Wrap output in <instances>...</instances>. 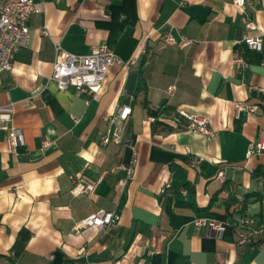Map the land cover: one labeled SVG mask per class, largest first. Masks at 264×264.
I'll use <instances>...</instances> for the list:
<instances>
[{"label": "crops", "instance_id": "crops-1", "mask_svg": "<svg viewBox=\"0 0 264 264\" xmlns=\"http://www.w3.org/2000/svg\"><path fill=\"white\" fill-rule=\"evenodd\" d=\"M35 1L28 44L0 72V113L21 131L8 149L0 129V264H51L55 251L62 264H264V244L236 243L241 212L233 210L246 199L243 214L264 224V153L245 157L264 138V0H245L244 9L232 0ZM165 33L188 41L167 44ZM244 35H260L262 50L238 73L234 48H246ZM103 41L136 64L114 65L88 96L57 90L49 79L55 45L79 55ZM236 102L256 112L236 116ZM122 103L131 106L129 142L102 146ZM180 111L206 117L214 136L189 131ZM74 178L92 191L72 195ZM98 209L119 219L75 233ZM195 218L225 230L218 237Z\"/></svg>", "mask_w": 264, "mask_h": 264}, {"label": "built area", "instance_id": "built-area-1", "mask_svg": "<svg viewBox=\"0 0 264 264\" xmlns=\"http://www.w3.org/2000/svg\"><path fill=\"white\" fill-rule=\"evenodd\" d=\"M233 4L244 9L245 0H232ZM40 5L35 0H0V72L9 71L15 54L23 47H26L29 39L28 20L31 15L39 13ZM242 22L246 27H250L252 22L244 14ZM164 41L167 44H177L187 42L184 35L177 38L169 33L164 34ZM243 42L249 50H262V38L260 35H244ZM137 60L131 58L127 61L120 58L110 48L107 42L103 41L91 47L86 54H73L55 45V60L52 66L49 79L55 84L57 90L63 91L70 87L76 89L80 94L86 96L97 93L105 79L107 72L114 65L131 67ZM233 63L238 73L247 66L243 50L240 46L234 48ZM170 88V87H169ZM257 106L243 102L235 103V115L241 111L256 112ZM131 113L129 104H117L115 109L107 118L108 130L99 137V144H126L129 138L124 133V125ZM180 114L187 121V129L191 132L202 133L214 136V131L208 126V120L204 116H199L184 111ZM9 113H0V129L6 131V145L8 149H13L21 139V131L11 125ZM259 153H264V138L251 141L246 149L245 157L249 158ZM201 158H193L191 164L198 169ZM134 155L130 163L125 167L126 175L119 180V184H125L132 176ZM219 181H223V170L220 169L216 175ZM171 183L166 181L159 189V193H164ZM92 183H84L80 178H74L71 193L74 196L88 194L92 191ZM184 192V191H183ZM119 219V215L113 210L98 209L85 215L78 221L73 230L79 233L82 228L96 226L105 229ZM195 225H207L218 237H221L225 230V224L221 221L210 218H195ZM236 243L238 245H250L255 242L264 244V224H258L251 216L240 214L235 220Z\"/></svg>", "mask_w": 264, "mask_h": 264}, {"label": "trees", "instance_id": "trees-1", "mask_svg": "<svg viewBox=\"0 0 264 264\" xmlns=\"http://www.w3.org/2000/svg\"><path fill=\"white\" fill-rule=\"evenodd\" d=\"M124 22L125 21H123V23ZM242 50H243V54H244V56H245V58H246L247 61H248V58L247 57H248L249 53L252 52V51H256V50H249L247 48H242ZM139 86H141V82H140V85ZM246 202H247L246 199H244L243 201H240V202L237 201L235 203V205L233 206L234 207L233 210L238 209V211L241 212V214H243V210H244V207L246 205Z\"/></svg>", "mask_w": 264, "mask_h": 264}, {"label": "water", "instance_id": "water-1", "mask_svg": "<svg viewBox=\"0 0 264 264\" xmlns=\"http://www.w3.org/2000/svg\"><path fill=\"white\" fill-rule=\"evenodd\" d=\"M132 27L126 26L125 27V32L130 34L132 32ZM63 263V257L60 251H55L54 252V258L52 260L51 264H62Z\"/></svg>", "mask_w": 264, "mask_h": 264}]
</instances>
